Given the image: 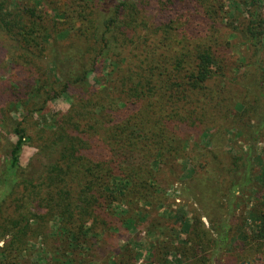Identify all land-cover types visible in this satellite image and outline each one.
I'll use <instances>...</instances> for the list:
<instances>
[{
  "label": "trees",
  "instance_id": "trees-1",
  "mask_svg": "<svg viewBox=\"0 0 264 264\" xmlns=\"http://www.w3.org/2000/svg\"><path fill=\"white\" fill-rule=\"evenodd\" d=\"M32 1L0 0V66L8 69L0 70V112L22 104L26 113L41 117L47 103L62 96L69 108L42 122L36 154L26 167L20 156L30 137L22 114L10 125L15 141L5 138L0 147V264H13L35 245L52 253L60 238L71 257L79 249L94 263L96 245L108 243L121 216L129 218L131 196L150 188L163 166L174 171L185 150L193 152L187 156L191 189L199 190L198 202L208 211L212 206L203 203L200 178L219 185L217 194L251 184L250 156L259 128L248 126L252 110L229 109L224 83H216L225 69L219 46L225 25L209 10L193 0H156L152 20L144 0H63V8L49 16L39 11L41 0ZM263 26L264 18L253 12L230 29L241 47L257 50ZM36 87H46L48 95L33 92ZM25 94L24 101H16ZM228 110L235 126H218L209 134L211 122L219 124ZM202 128L204 146L187 137ZM234 128L239 137L249 135V148L231 155L233 168L218 155L211 165L218 131L228 135ZM1 138L0 133V143ZM256 177L264 185V173ZM223 205L218 202L212 211L219 226H225ZM258 215L254 234L242 237L253 240L255 249L242 239L223 261L216 251L210 254L217 242L200 216L193 217L181 248L187 264H240L262 254L264 204ZM118 256L108 264H122L123 255Z\"/></svg>",
  "mask_w": 264,
  "mask_h": 264
},
{
  "label": "rangeland",
  "instance_id": "rangeland-1",
  "mask_svg": "<svg viewBox=\"0 0 264 264\" xmlns=\"http://www.w3.org/2000/svg\"><path fill=\"white\" fill-rule=\"evenodd\" d=\"M14 1L15 3L20 2V5H31L33 2L32 0ZM41 1L39 11L46 12L49 16H52L53 9L63 8V0ZM144 1L147 3V11L153 20V14L158 11L157 5H155L156 0ZM193 2L198 8L209 10L216 23L225 25L222 29V43L219 45L225 69L221 75L217 76L216 83H224L226 93H228L229 109H234L237 112L243 109L252 110L255 112L251 116L252 122L255 124L248 122V126L255 125L253 126L255 130L259 128V136L253 140L255 149L250 156V171L252 175H255V178L248 187L235 192L224 191V193L217 194L216 188L220 187L219 185L217 186L213 180L199 179V181H205L201 190L204 196L202 199H205L203 203L210 204L212 211L215 210L218 202L224 204V208L221 209V223L225 226H219L214 222L212 211L203 208L198 202L197 192L199 190L191 189V185L194 183L191 173H189L187 156H192L193 152L185 150L182 154L184 156L174 162L173 173L169 172V166H163L155 173L154 182L149 183L150 188L144 190V193L137 192L131 196L129 218H126L127 215L121 216L119 218L121 222L116 221L117 225H114L116 228L111 231L112 236L108 243L96 245L92 257L95 259L94 263L89 260L86 253H82L79 249L75 250L71 257L66 250L67 243L60 238V241L53 242L52 253L43 251V248L35 245L27 248L14 260L13 264H108L109 258L116 257V255H123L122 264H187V257L182 254L181 248L187 237L186 224L190 223L195 216H200L204 226L210 230L217 242V246L210 254L212 255L216 251V256L219 255L222 261L228 257L229 251L239 249L244 233L254 234V225L259 221L258 211L264 204V185L261 183V177H256L259 171L261 174L264 173V26L263 36L259 47L257 50L255 49L256 51L241 47L235 35L231 34L230 27L249 18L253 12H257L264 18V0H193ZM0 67L2 72H8L6 66ZM249 83L251 84L249 85ZM41 89L44 93L43 96H47L46 87H36L33 92H39ZM26 95L18 96L16 101H24ZM75 95L76 97L79 95L77 91ZM3 104L0 102L1 108H3ZM9 107H12L10 113L4 112L2 116L0 112V133L2 136L0 147L5 138L12 142L15 141V136L9 133L10 125L18 114H22L24 116L23 126L30 137V140L23 146L20 156V165L26 167L36 154L42 122L46 121L48 124L51 116L65 112L69 108V101L63 96L51 99L46 108L42 110L41 117L37 116L38 114L26 113L22 104L14 106L15 108L11 105ZM228 112L229 110L222 115L223 120L219 124L211 122L209 134L215 133L212 129L216 128L217 130L218 126L220 129L226 126H235L232 112ZM260 120H262L261 124ZM203 128L200 131H190L187 137L194 138L197 143L204 146L201 139ZM235 131V128L228 130V135L219 134L221 132L218 131V136L213 142L215 147L208 156L211 165L217 163L218 160L214 157L218 155L221 160L225 159L227 167L233 168L235 164L231 155L236 152L237 148H242L244 151L249 148L252 142L249 135L243 134L242 137H239ZM3 161L4 153L0 148V173L3 171ZM236 165L239 164L236 163ZM147 166L149 167V164ZM221 189L224 190V187L222 186ZM23 197L35 200L33 196L23 194ZM217 215L219 217V213ZM125 219L129 220L125 222ZM48 226L50 229L56 230V224L51 221L48 222ZM39 240L42 244L44 235L39 236ZM243 241L247 246L255 247L253 240L243 239ZM83 247L88 249L87 246ZM262 248L264 250V246ZM63 252L65 257H61ZM68 256L70 259L65 261ZM250 263L264 264V252L257 253L253 258L240 264Z\"/></svg>",
  "mask_w": 264,
  "mask_h": 264
}]
</instances>
